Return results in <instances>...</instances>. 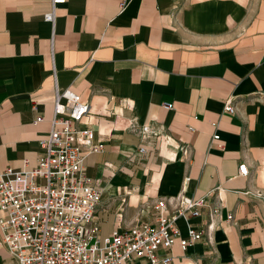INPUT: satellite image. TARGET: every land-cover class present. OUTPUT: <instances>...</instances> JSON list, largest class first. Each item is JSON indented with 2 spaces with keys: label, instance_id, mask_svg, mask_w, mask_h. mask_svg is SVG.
<instances>
[{
  "label": "crops",
  "instance_id": "0c3cea01",
  "mask_svg": "<svg viewBox=\"0 0 264 264\" xmlns=\"http://www.w3.org/2000/svg\"><path fill=\"white\" fill-rule=\"evenodd\" d=\"M50 9L0 0V172L35 164L55 89L67 88L100 144L82 158L100 235L145 220L156 198L219 186L212 243L161 252L169 264H264V197L239 193H264V0H65L52 23Z\"/></svg>",
  "mask_w": 264,
  "mask_h": 264
},
{
  "label": "built area",
  "instance_id": "2783aa9c",
  "mask_svg": "<svg viewBox=\"0 0 264 264\" xmlns=\"http://www.w3.org/2000/svg\"><path fill=\"white\" fill-rule=\"evenodd\" d=\"M64 1L50 0L51 9L43 19L52 23L54 6ZM222 109L235 111L232 96ZM87 110V102L73 91L55 89L50 126L38 140L35 164L28 166L23 160L18 169L6 167L0 172V247L9 258L4 264H169L171 255L161 250L175 241L182 251L200 240L211 244L222 208L219 186L196 198L182 191L173 198H156L145 220L100 235L93 220L99 192L82 172L83 155L100 147L93 143V131L81 124ZM39 120L40 116L34 118ZM139 131L150 132L147 126ZM237 173L247 174L245 161L238 164ZM239 193L264 197L259 189ZM203 212L204 222L191 223ZM225 218L231 219V213ZM179 219L185 222L184 235Z\"/></svg>",
  "mask_w": 264,
  "mask_h": 264
}]
</instances>
